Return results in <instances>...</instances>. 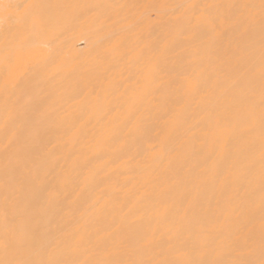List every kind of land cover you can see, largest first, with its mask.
I'll use <instances>...</instances> for the list:
<instances>
[{
  "label": "snow or ice",
  "instance_id": "obj_1",
  "mask_svg": "<svg viewBox=\"0 0 264 264\" xmlns=\"http://www.w3.org/2000/svg\"><path fill=\"white\" fill-rule=\"evenodd\" d=\"M79 7L101 6L0 0V90L5 97V127L11 128L12 136L5 148L0 190V264H264V0L258 4L175 5L172 15L177 22L183 21L176 36L147 47H140L142 41L137 39L139 51L131 49L145 81L157 90L174 91L179 110L171 113L173 123H179L193 105L211 109L208 134L214 147L203 171L195 177L197 195L185 194L173 213L167 201H160L165 211L159 222L166 231L124 233L117 229L102 235L87 226L77 227L78 201L60 209L62 225L56 231L41 234L30 227L34 203L43 200L45 211L55 205V197L44 198L46 188L29 189L24 180L27 169L21 141L49 118L42 110L41 97L33 94L32 82L55 87L63 81L61 58L49 37L63 10ZM102 7L119 10V16L125 9L168 6ZM123 23L133 33L140 27L136 14L125 15ZM226 37L221 55L218 48ZM180 39L185 42L184 53L172 58ZM123 49L126 42L120 40L105 56L126 58L129 51ZM165 62L173 63L168 79L160 75ZM206 65L217 74L216 95L211 99L205 92ZM21 68L23 72L17 76ZM161 100L166 103L168 97L162 95ZM144 119L140 116L134 123L128 122L127 136L118 141L121 151L128 147V138L143 129ZM73 171L61 177L63 184L73 182ZM93 180L94 176L84 177L82 183L87 187ZM209 184L220 195L216 210L209 207L197 212L199 190Z\"/></svg>",
  "mask_w": 264,
  "mask_h": 264
},
{
  "label": "bare ground",
  "instance_id": "obj_2",
  "mask_svg": "<svg viewBox=\"0 0 264 264\" xmlns=\"http://www.w3.org/2000/svg\"><path fill=\"white\" fill-rule=\"evenodd\" d=\"M25 3L28 0H12ZM49 4L80 6L63 10L60 22L49 37L53 49L60 55L59 70L64 79L53 87L48 83L32 82L33 94L41 97L48 120L33 129L27 140L21 141L26 162L24 177L29 189H47L44 198L55 197V205L46 211L43 200L34 203L31 228L43 234L56 231L61 225L60 209L78 201L77 227L109 235L153 230L166 231L159 222L167 201L170 213L179 207L185 194L197 195L195 177L204 169L207 156L213 150L211 109L187 111L179 123H173L171 113L179 110L174 91L157 90L143 79L132 59L137 39L140 47L156 44L180 31L183 21L172 15L173 6L182 4H220L228 2L259 3V0H41ZM166 5L162 8L117 9L104 5ZM55 11V10H54ZM136 14L140 27L135 33L124 29V16ZM156 15L159 20L149 19ZM117 21H120L119 23ZM119 33V36L114 34ZM228 37L218 48L223 54ZM124 40L129 54L105 56L107 49ZM185 42L177 41L170 54L175 58L184 53ZM139 51V48H135ZM46 51V50H45ZM212 59H215L213 57ZM206 67V95L216 93L213 85L217 74ZM173 63L165 62L160 75L167 73ZM23 68L17 71V76ZM0 67V89L3 86ZM16 95H19L17 91ZM168 97L167 102L161 96ZM23 101H20L22 104ZM20 104L16 107L19 109ZM11 107V105L9 106ZM143 116V129L128 138V147L120 150L137 118ZM5 97L0 90V190L4 183L5 148L12 139L11 128L5 127ZM119 141V142H118ZM72 172L73 182L63 184L61 177ZM94 176L85 187L84 177ZM197 212L216 210L219 192L211 184L202 186L198 194ZM258 202V196H257ZM0 195V206H2ZM211 218V217H210ZM2 228V225H0ZM159 239V236H158ZM165 243V241H161ZM159 251V249H157Z\"/></svg>",
  "mask_w": 264,
  "mask_h": 264
}]
</instances>
